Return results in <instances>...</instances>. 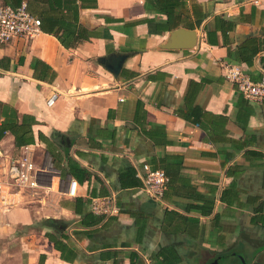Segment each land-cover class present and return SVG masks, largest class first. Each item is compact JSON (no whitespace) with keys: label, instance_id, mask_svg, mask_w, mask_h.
<instances>
[{"label":"crops","instance_id":"0c3cea01","mask_svg":"<svg viewBox=\"0 0 264 264\" xmlns=\"http://www.w3.org/2000/svg\"><path fill=\"white\" fill-rule=\"evenodd\" d=\"M24 1L38 17L71 18L70 0L61 8ZM75 1L78 23L96 34L90 41L68 49L41 28L0 47V126L4 105L19 121L35 119L27 145L53 188L17 195L0 209V231L54 219L67 236L68 260L46 237L56 233L50 225L23 264H225L228 256L238 264L235 255L264 264V100L241 98L225 75L238 65L260 80L264 0H183V21L168 30L153 0ZM180 27L196 31V45L165 48ZM247 49H258L250 61ZM112 53L128 55L118 77L100 62ZM198 110L204 126L194 121ZM21 147L6 132L1 171ZM67 157L92 173L75 197L56 191L73 177L61 174ZM144 164L173 170L162 199L136 184ZM112 193L119 213L84 224L83 213L100 216L92 200ZM77 197L87 201L80 213Z\"/></svg>","mask_w":264,"mask_h":264},{"label":"built area","instance_id":"2783aa9c","mask_svg":"<svg viewBox=\"0 0 264 264\" xmlns=\"http://www.w3.org/2000/svg\"><path fill=\"white\" fill-rule=\"evenodd\" d=\"M42 20L31 13L24 1L19 6H12L0 0V47L7 45L16 38L33 39L41 30ZM226 77L237 85L238 90L246 99L253 101L264 100V71L260 80H252L238 65L226 66ZM52 97L49 102L52 101ZM0 148V157H3ZM47 172V167L39 166L33 157V149L26 145L10 156L6 167L0 171V209L9 211L15 205V198L19 194L37 196L41 192H51L50 186L42 183V176ZM138 177L143 182V188L151 197L162 199L169 181V176L164 169H153L149 164H144L137 171ZM79 182L68 178L67 183L60 187L57 183L56 191L68 197H75ZM91 210L109 218L120 211L115 194L94 198Z\"/></svg>","mask_w":264,"mask_h":264},{"label":"trees","instance_id":"16d2710c","mask_svg":"<svg viewBox=\"0 0 264 264\" xmlns=\"http://www.w3.org/2000/svg\"><path fill=\"white\" fill-rule=\"evenodd\" d=\"M84 1V0H82ZM4 3L10 4L12 6H19L22 3V0H3ZM55 4L58 7H62L61 0H54ZM75 0H70L71 7H70V13L71 18H67V20L60 14H56L55 16H40L42 20L41 28L50 34H53L56 36V38L60 41V43L68 49L71 48H77L82 42L90 41L93 36H96L95 32L93 30H90L83 26L82 24L78 23V6L75 3ZM154 5L156 6V10L159 13L166 14L167 16V25L162 26V28H165L166 30L176 28L180 22H182L181 18V10L184 7V1L183 0H153ZM28 9H29V1L27 2ZM31 13L32 11L29 10ZM249 45V44H247ZM248 53L247 57H244L246 60H251L252 56H254L258 49H247L246 51ZM196 83L192 82V87H195ZM190 89V92H191ZM241 93V92H240ZM241 98H245L243 94H240ZM4 111V121L0 126V140L4 137L6 132H10L14 135L15 138V145L17 147H21L27 144H30L34 142V138L31 137L29 134L32 133V124L35 122V119L33 117H30L28 115H23L22 121H19L18 114L15 110L11 109L9 106L4 105L3 108ZM202 111L198 110L196 112L194 121L204 126L203 121L201 120ZM187 117H190V115H187ZM54 158V161L56 162V158ZM158 169V168H153ZM61 174L66 175L70 174L72 175L79 183H84L85 181L90 180L92 173L85 167H83L78 161L74 160L72 157H67L66 164L63 168L60 169ZM167 175L169 176V181L171 180L172 176V169L166 168L165 169ZM130 172V170H129ZM134 170H131V173L134 175ZM137 174V172H136ZM138 177V176H137ZM136 184L137 185H143V182L140 177H138ZM167 183V185H168ZM165 193V192H164ZM164 196V195H163ZM87 201L84 200L81 197L76 198V212L80 213L82 212V207ZM84 220L83 223L87 225H95L98 224L100 221L104 220V216L100 215H94L92 212L90 213H83ZM44 222V225H53V227L56 229V233H50L46 232V237L54 243V247L61 251V258L68 260L67 257L64 254V246H62V238H67V236L64 235V231L60 228V224H56L54 219H44L42 220ZM55 223V224H53ZM136 257V255H134ZM133 264V262L131 263Z\"/></svg>","mask_w":264,"mask_h":264},{"label":"rangeland","instance_id":"374dc122","mask_svg":"<svg viewBox=\"0 0 264 264\" xmlns=\"http://www.w3.org/2000/svg\"><path fill=\"white\" fill-rule=\"evenodd\" d=\"M62 146L66 147V143H62ZM37 160L41 162V157L38 156ZM3 165V160L0 158V171ZM45 177V181L48 182L49 176L46 175ZM21 205L23 204L17 206ZM48 226L50 224L46 226L43 221H40L10 228L9 232L0 231V264H23L26 261V256L33 252L32 248L37 246L40 239L42 240V232ZM225 260V264L235 263L230 256ZM237 263L240 264L238 260Z\"/></svg>","mask_w":264,"mask_h":264},{"label":"water","instance_id":"95a60500","mask_svg":"<svg viewBox=\"0 0 264 264\" xmlns=\"http://www.w3.org/2000/svg\"><path fill=\"white\" fill-rule=\"evenodd\" d=\"M196 40L197 33L195 30L180 27L170 32L164 47L170 49L192 48L196 45ZM127 57L128 55L126 53H112L100 57V62L115 77H118ZM62 143H66V147L71 146V139L65 137ZM235 257L240 264H247L243 256L235 255ZM212 264H218V262Z\"/></svg>","mask_w":264,"mask_h":264}]
</instances>
